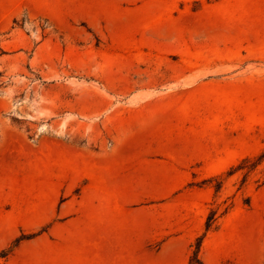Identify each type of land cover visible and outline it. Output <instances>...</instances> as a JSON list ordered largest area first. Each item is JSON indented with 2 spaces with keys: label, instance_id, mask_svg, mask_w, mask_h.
<instances>
[{
  "label": "rangeland",
  "instance_id": "374dc122",
  "mask_svg": "<svg viewBox=\"0 0 264 264\" xmlns=\"http://www.w3.org/2000/svg\"><path fill=\"white\" fill-rule=\"evenodd\" d=\"M171 91L192 94L157 123L136 113ZM165 143L177 144L178 172L161 164L172 161ZM3 146L0 181L20 200L77 197L88 167L108 198H122L107 264H189L212 208L218 227L204 238V263L264 264L261 173L201 185L264 147V0H0ZM134 146L123 166L84 155Z\"/></svg>",
  "mask_w": 264,
  "mask_h": 264
},
{
  "label": "crops",
  "instance_id": "0c3cea01",
  "mask_svg": "<svg viewBox=\"0 0 264 264\" xmlns=\"http://www.w3.org/2000/svg\"><path fill=\"white\" fill-rule=\"evenodd\" d=\"M234 73L233 75L237 74ZM158 102L159 100H150L142 106L141 109L144 110L136 113L141 117L152 115L150 117L158 121L171 114V110H166V107H172L177 101L157 105ZM154 106L159 108L154 109ZM175 145L177 144H160L162 148L169 151L168 156L172 159V161L161 163L167 172H178L174 163H184V160L172 152ZM135 150V146L116 147L111 152L100 154L86 152L84 155L90 165L114 163L123 166ZM151 150L159 151L157 148ZM142 151L143 155H146L147 149ZM244 154L241 152L237 156H244ZM140 156H142L141 153ZM236 159L230 160L224 167L210 173L220 171ZM220 162L212 163L210 166ZM84 175L89 180L81 195L62 199L68 194V191L64 190L58 199L49 203L40 198L20 200L17 193L11 190V185L0 181V251L6 248L20 231L35 230L59 218L49 231L23 240L7 257H0L3 264H107L108 222L110 226H116L117 216L121 215L122 198L117 195H111L108 198L95 169L88 167ZM167 180L169 184L172 182L171 177ZM69 187L70 185L66 186V188ZM108 204L114 206V216L109 220Z\"/></svg>",
  "mask_w": 264,
  "mask_h": 264
},
{
  "label": "trees",
  "instance_id": "16d2710c",
  "mask_svg": "<svg viewBox=\"0 0 264 264\" xmlns=\"http://www.w3.org/2000/svg\"><path fill=\"white\" fill-rule=\"evenodd\" d=\"M264 165V147L260 152L254 155H246L242 158L239 159V161L235 164H232L228 170L225 172L212 175L210 177H207L201 181V185L208 184L209 182L211 183L213 180H218L224 178V175L230 176L234 174L237 171H242L243 172V181H246V179L256 171H259L261 173L260 177L256 179L257 181V187L260 188L264 186V168L260 167ZM260 169V170H259ZM215 190L219 191L222 188V183L218 182L214 184ZM251 200L250 198L246 199L245 204L250 205ZM231 206L227 207L225 211L222 213L224 215L230 210ZM218 209L212 208L207 216L206 222H205V230L204 232L199 235L195 242L191 244V246H195V249L193 251V255H191L189 264H205L203 259L200 256V250L204 241L205 236L207 233L218 227V215H217ZM40 231H35L31 233H25L23 232L21 235L16 237L14 241L7 246L6 248L2 249L0 251V257H7L15 248L17 245H19L23 240L32 238L39 234ZM0 264H3L0 261Z\"/></svg>",
  "mask_w": 264,
  "mask_h": 264
},
{
  "label": "bare ground",
  "instance_id": "6f19581e",
  "mask_svg": "<svg viewBox=\"0 0 264 264\" xmlns=\"http://www.w3.org/2000/svg\"><path fill=\"white\" fill-rule=\"evenodd\" d=\"M147 14H142V17H144V16H146ZM146 18V17H145ZM210 32V31H209ZM230 32V31H229ZM235 33V32H234ZM244 33H246V32H244ZM236 34V33H235ZM235 34H234V36H235ZM242 34V33H241ZM242 36V35H241ZM249 36V35H248ZM253 36V35H252ZM239 37H240V33H239ZM245 38H246V36H245ZM202 86V85H201ZM200 86V87H201ZM198 87V86H197ZM201 88H203V87H201ZM205 89V88H204ZM196 90V89H195ZM193 92H194V89H193ZM196 92H197V90H196ZM189 93H191V91L190 92H187V93H182V92H177V91H171L170 93H168V94H166V95H164V96H162L160 99H158L159 100V102L157 103V105H161V104H163V103H165V102H172V101H178V100H180V99H182V97H187L188 95H189ZM195 93V92H194ZM198 93V92H197ZM197 93H195V94H197ZM192 94V93H191ZM199 94H201L200 92H199ZM198 95V94H197ZM202 95V94H201ZM189 98H191L190 96H188ZM192 98H194V97H192ZM202 99V98H201ZM181 101V100H180ZM198 101H200V100H198ZM195 102V101H194ZM197 102V101H196ZM157 108H159V107H157V106H154V109H157ZM147 115V114H146ZM150 116H152V115H150ZM152 119H153V117H152ZM154 120V119H153ZM157 120H154V122H156ZM154 122H152V123H154ZM157 123V122H156ZM153 125H155V124H153ZM156 126V125H155ZM4 147V148H3ZM1 149H0V162H2L3 160H4V158H5V156H7L8 155V153L7 152H9V148L10 147H8V146H3ZM236 157H238L237 155H235V156H233L231 159H228V160H223V161H221L220 163H218L217 165H213V166H210L209 168H208V171L210 172V171H217V170H219L220 168H222V167H224L227 163H229L230 162V160H232V159H236ZM7 160V159H6ZM5 162V161H4ZM124 168H125V166H124ZM173 172V171H172ZM151 174V173H150ZM156 174V173H155ZM154 175V174H153ZM152 175V176H153ZM158 175V174H157ZM156 176V175H155ZM159 176V175H158ZM157 176V177H158ZM156 177V178H157ZM155 179V178H154ZM184 180V179H183ZM178 183L179 182H176L175 183V185H174V187L175 186H177L178 185ZM72 235V234H71Z\"/></svg>",
  "mask_w": 264,
  "mask_h": 264
}]
</instances>
